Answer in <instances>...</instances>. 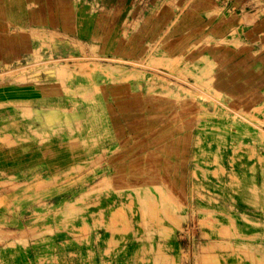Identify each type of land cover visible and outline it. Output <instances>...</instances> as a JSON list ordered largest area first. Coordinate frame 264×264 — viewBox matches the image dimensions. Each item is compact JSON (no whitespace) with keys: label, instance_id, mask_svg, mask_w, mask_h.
I'll return each mask as SVG.
<instances>
[{"label":"crops","instance_id":"1","mask_svg":"<svg viewBox=\"0 0 264 264\" xmlns=\"http://www.w3.org/2000/svg\"><path fill=\"white\" fill-rule=\"evenodd\" d=\"M37 52L62 58L58 64L72 73L64 83L82 91H62L55 74L26 80L0 76V182L9 186L37 174L72 173L85 155L84 144L54 136L44 142L26 138L25 127L46 126L48 116L54 123L59 117L66 128L70 119L73 128L89 129V121H73L81 114L95 115L103 134L98 147L104 172L113 181L161 178L185 189L194 131L184 120L183 99L161 95L146 76L115 82L100 64L134 68L164 57L175 60L158 66L183 64L182 69L198 73L205 57L223 55L231 91L259 88L264 85V0H0V75ZM157 65L149 71L154 74ZM24 105L34 108L29 118L23 116ZM37 205L26 209L33 212ZM48 221L36 225L54 224ZM60 253L72 252L65 246ZM94 255L100 257V250Z\"/></svg>","mask_w":264,"mask_h":264},{"label":"rangeland","instance_id":"2","mask_svg":"<svg viewBox=\"0 0 264 264\" xmlns=\"http://www.w3.org/2000/svg\"><path fill=\"white\" fill-rule=\"evenodd\" d=\"M34 57L32 64L0 76L26 80L40 71L57 75L62 91H82L64 83L72 74L65 65ZM204 59V69L181 75L194 79L178 85L179 92L171 87L161 92L183 99L184 120L194 131L185 189L161 178L134 184L109 178L95 115L73 117L78 124L92 123L89 129L73 128L70 119L66 128L59 117L54 123L48 116L46 126L25 127L26 138L82 143L85 155L66 176L37 174L9 186L0 182V264H264V85L231 91L224 56ZM174 60L155 57L134 68L109 62L100 64V71L125 82L147 76L151 65ZM21 109L26 118L34 114L31 106ZM32 202L38 204L33 212L26 209ZM49 219L54 224L36 225ZM65 246L70 255L60 253ZM98 250L100 257L94 255Z\"/></svg>","mask_w":264,"mask_h":264},{"label":"built area","instance_id":"3","mask_svg":"<svg viewBox=\"0 0 264 264\" xmlns=\"http://www.w3.org/2000/svg\"><path fill=\"white\" fill-rule=\"evenodd\" d=\"M35 54H38L39 56H41V58H45L43 53L37 52ZM35 54H33L30 58H28L25 62L27 65L28 64H32L33 62H35ZM48 59V58H47ZM52 62L56 61V62H61L64 61L62 58H51ZM49 59V60H51ZM183 64L182 65H177V68H173L172 66H158L157 68H159L156 72H154V74L152 72L149 71L148 75L146 76V80H148L149 82L153 83L155 86H159L161 88V90L164 92L168 93V87L172 90H174V92L178 91L179 92V86L178 85H183L185 84L186 80L190 81L193 80L194 77L190 74H186L185 77H182L181 75L183 73H185L188 69H182ZM188 73V72H187ZM41 74H45V72H40L38 71L37 73L34 74V78H38ZM180 93H183L182 96H184V94H186V92H184L183 90L180 91ZM198 99L200 101V99L202 100L201 96H198Z\"/></svg>","mask_w":264,"mask_h":264}]
</instances>
